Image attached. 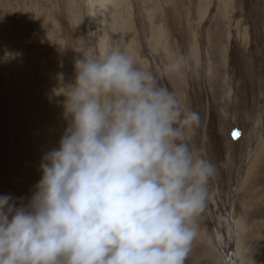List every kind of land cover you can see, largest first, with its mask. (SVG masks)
Wrapping results in <instances>:
<instances>
[{"label": "rangeland", "instance_id": "374dc122", "mask_svg": "<svg viewBox=\"0 0 264 264\" xmlns=\"http://www.w3.org/2000/svg\"><path fill=\"white\" fill-rule=\"evenodd\" d=\"M116 45L145 68L192 57L163 83L218 171L186 264H264V0H0V195L26 203L58 146L75 51Z\"/></svg>", "mask_w": 264, "mask_h": 264}, {"label": "clouds", "instance_id": "9594fccd", "mask_svg": "<svg viewBox=\"0 0 264 264\" xmlns=\"http://www.w3.org/2000/svg\"><path fill=\"white\" fill-rule=\"evenodd\" d=\"M75 52L58 146L26 203L0 195V264H186L218 171L191 144L200 113L163 83L191 55L145 68L119 45Z\"/></svg>", "mask_w": 264, "mask_h": 264}, {"label": "snow or ice", "instance_id": "6c2138e0", "mask_svg": "<svg viewBox=\"0 0 264 264\" xmlns=\"http://www.w3.org/2000/svg\"><path fill=\"white\" fill-rule=\"evenodd\" d=\"M233 135L234 136H239V133L238 132H234Z\"/></svg>", "mask_w": 264, "mask_h": 264}]
</instances>
